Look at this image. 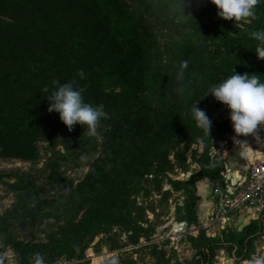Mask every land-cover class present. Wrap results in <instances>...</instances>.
Listing matches in <instances>:
<instances>
[{"label":"trees","instance_id":"obj_1","mask_svg":"<svg viewBox=\"0 0 264 264\" xmlns=\"http://www.w3.org/2000/svg\"><path fill=\"white\" fill-rule=\"evenodd\" d=\"M254 12L255 17L249 18L248 33L264 29V0H258ZM141 32H147L143 19L119 8L117 0H0V158L35 160L39 155L38 141L46 137L55 142L60 136L65 145L71 141L76 146L89 144L91 136L83 133L81 125L69 131L58 113L47 110L49 101L45 96L58 83L74 81V87L83 89L84 102L102 106L106 116L99 121L109 124L98 155L75 185L56 167V162L37 170L38 177L45 175L53 185L48 197L40 192L32 170L21 173L20 180L12 185L18 192V202L6 222L10 230L21 222H47L51 226L62 214L71 212L64 221L62 238L50 248H16L23 264H34L35 253L43 257L44 264L82 263L87 246L78 252L65 250L71 248L69 243H78L85 236L92 241L99 232H108L120 223L127 232V241L114 238L111 249L138 245L134 253L147 250L157 264H185L171 263L153 242L142 243L151 240L150 229L144 226L145 207L133 196L137 190L135 179L153 160L144 144L138 142L137 117L127 112L138 98L156 92L161 75L160 65ZM235 62L246 73L247 65L238 59ZM253 63L257 64L256 58ZM194 88L201 92L197 85ZM231 129L229 120L211 124L210 134L198 128L203 152L195 160L199 171L188 180L193 183V223L198 199L196 181L205 177L215 183L224 181L222 157L210 154L212 140ZM3 177L0 173V180ZM116 185L117 192L109 198ZM64 194L69 199L65 200ZM81 209L85 211L78 220ZM262 234L264 209L259 223L251 221L241 231L226 227L220 237H215L200 229L189 238L195 254L188 264H212L220 247L243 260L254 251V240ZM124 261L139 264L133 255H127Z\"/></svg>","mask_w":264,"mask_h":264},{"label":"rangeland","instance_id":"obj_2","mask_svg":"<svg viewBox=\"0 0 264 264\" xmlns=\"http://www.w3.org/2000/svg\"><path fill=\"white\" fill-rule=\"evenodd\" d=\"M117 3L119 8L143 19L147 32H141V36L161 69L156 92L138 98L127 113L137 117L135 130L138 138L144 139L138 142L144 144L153 160L144 174L135 179L137 190L133 194L137 203L146 209L144 226L150 229L151 240L142 243H155L171 261L178 257L179 247L183 250L193 234L189 230L193 223V183L188 180L199 171L195 160L203 152V145L191 106L198 101L197 107L206 112L213 125L229 120L227 108L211 94L207 95L208 89L234 74V70L243 74L236 59L247 65L246 73L258 74L264 82V60L258 59L254 52L258 41L247 34L250 19L224 20L217 16L216 6L210 0H117ZM254 58L257 64L253 63ZM182 60L188 61V67L184 70V80L178 81L176 73ZM108 128L109 124L99 121L97 134L91 136L87 146H76L72 141L65 145L60 136L55 142L46 137L38 141L39 155L35 160L0 158V173L4 175L0 180V264H23L22 255L16 250L19 246L24 250L38 245L53 246L55 240L62 238L64 221L71 214H62L51 226L47 222H21L8 229L7 219L18 202V192L12 185L20 180L19 175L32 170L40 192L48 197L53 185L45 175L38 177L37 170L56 162V167L75 185L98 155ZM251 148L264 151V126H258L246 136H237L233 129L229 130L223 137L212 140L210 154L221 156L225 166L231 156L251 154ZM256 154L259 158V152ZM245 164L246 160L240 166L242 171ZM118 188L116 185L111 189L108 197L115 195ZM64 197L69 199V195ZM84 211L81 209L78 213V220ZM183 222L186 231L175 235L174 230L181 228ZM126 237L127 232L120 223L108 232H99L92 241L90 236H85L78 243L70 242L71 248L65 250L78 252L87 246L83 250L86 260L79 264H125L127 255H133L139 264L158 263L147 250L134 253L138 245L111 249L114 238L127 241Z\"/></svg>","mask_w":264,"mask_h":264},{"label":"clouds","instance_id":"obj_3","mask_svg":"<svg viewBox=\"0 0 264 264\" xmlns=\"http://www.w3.org/2000/svg\"><path fill=\"white\" fill-rule=\"evenodd\" d=\"M210 2L216 6L218 17L239 21L255 17L254 9L258 0H210ZM248 35L259 42L254 52L258 59L264 60V29L250 31ZM187 67L188 61H180L176 73L178 81L184 80V70ZM79 75L83 77L82 72ZM82 92L83 89L74 87V81L58 83V86L45 96L49 101L47 110L58 113L60 121L69 131L74 125L79 124L83 127L84 134L95 136L98 121L105 117L106 113L102 106L84 102ZM208 94L227 108L228 119L237 136H246L254 133L258 126H264V82L260 81L258 74H239L234 70V74L211 86ZM197 102L191 106L192 118L197 128L210 134L211 120L203 109L197 107ZM34 264H44L39 253L34 254ZM254 264H264V257L255 258Z\"/></svg>","mask_w":264,"mask_h":264},{"label":"crops","instance_id":"obj_4","mask_svg":"<svg viewBox=\"0 0 264 264\" xmlns=\"http://www.w3.org/2000/svg\"><path fill=\"white\" fill-rule=\"evenodd\" d=\"M261 154V159H264V151L262 150H253L251 148V155H257L256 153ZM248 156V153L246 154ZM229 159V163H226L224 168L226 169V173L224 174V180L230 182H236L243 174L240 166L244 164V160H246L245 156L241 153L238 154L237 157L231 156ZM226 178V179H225ZM215 184L213 179L205 177L196 181V188L198 195V199L196 201V223H192L190 227V232L195 236L198 232L195 228L203 222L209 211L212 209L214 205V197L212 194V187ZM260 213L259 211H253L250 208H243L237 210L232 213L227 228H230L233 231H241L245 225L250 223L251 221L260 222ZM188 225V224H187ZM207 235L220 237L222 234V230L217 227H212L206 231ZM254 251L247 256L243 260H237L234 256L233 252H230L226 247H220L216 250V255L212 264H254V259L257 257H264V234L260 235L258 238L254 240ZM179 247L178 257L175 259L171 258V263L176 261H181L185 264L192 259L195 254V249L193 248L190 241H187L184 245V253L183 250ZM181 254V255H180Z\"/></svg>","mask_w":264,"mask_h":264},{"label":"built area","instance_id":"obj_5","mask_svg":"<svg viewBox=\"0 0 264 264\" xmlns=\"http://www.w3.org/2000/svg\"><path fill=\"white\" fill-rule=\"evenodd\" d=\"M245 158L243 174L236 182L224 180L213 185L214 205L206 219L195 228L196 231L209 230L212 227L224 230L232 213L243 208L262 212L264 209V159L250 153ZM225 173L224 168L221 174L224 176ZM185 224L184 222L181 228L175 229L174 234L184 233L187 229Z\"/></svg>","mask_w":264,"mask_h":264},{"label":"bare ground","instance_id":"obj_6","mask_svg":"<svg viewBox=\"0 0 264 264\" xmlns=\"http://www.w3.org/2000/svg\"><path fill=\"white\" fill-rule=\"evenodd\" d=\"M258 156H259V158H261V154H260V153L258 154ZM181 226H182V225H181ZM177 229H178V228H177Z\"/></svg>","mask_w":264,"mask_h":264},{"label":"water","instance_id":"obj_7","mask_svg":"<svg viewBox=\"0 0 264 264\" xmlns=\"http://www.w3.org/2000/svg\"><path fill=\"white\" fill-rule=\"evenodd\" d=\"M184 224V222L183 223H181V225H183Z\"/></svg>","mask_w":264,"mask_h":264}]
</instances>
